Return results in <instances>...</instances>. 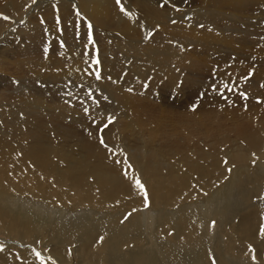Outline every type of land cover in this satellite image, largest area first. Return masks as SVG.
Returning <instances> with one entry per match:
<instances>
[{"label": "bare ground", "instance_id": "1", "mask_svg": "<svg viewBox=\"0 0 264 264\" xmlns=\"http://www.w3.org/2000/svg\"><path fill=\"white\" fill-rule=\"evenodd\" d=\"M203 1L205 4L201 5L204 7L203 10H208L209 7L217 11L228 10L239 18H242L239 13L250 3L264 6V0ZM70 4H72L71 1ZM80 6L84 11L91 7V20L96 27L104 29L107 26L113 28L120 26L125 36L135 32L136 22L126 16L118 14L121 17L117 15L110 20L113 8L111 0H82ZM20 7L22 8L21 5ZM150 14L152 18H162L160 13L154 9H151ZM187 24L178 27V32L183 37L180 38L178 47H175L173 57L164 59L158 55V50L156 56L152 57L150 54L156 51L155 48L133 46V53L142 55L144 60L142 64L134 66L133 69L139 72L145 69L152 71L148 66L154 64L164 68L163 74L161 73L159 77L169 79L167 73L171 72V65L190 69L203 68L202 59L199 57L202 50L209 46L208 43L212 44L211 42L214 43L215 40L222 42L224 40L227 44L233 42L227 39L230 35L217 33L213 29L195 28ZM67 30L69 32V29ZM20 34L25 36L23 31ZM67 37L71 43L76 41H73L71 31ZM195 38L201 40L199 50L186 49L185 42L193 41ZM166 41L168 39H160L153 44L162 45ZM24 43L27 45L21 46L22 52L25 53L23 57L38 53L40 35L32 44L28 37L24 39ZM107 43L105 42V45ZM204 43H207V46ZM203 44L205 48H202ZM18 48L20 47H17V50ZM10 50L13 49L9 48L8 52ZM5 51L1 50L0 53L4 54ZM53 57L48 56L45 61L28 58L25 61L16 63L15 60L11 63L15 62L16 66H19L17 67L19 78L18 80L9 79L18 87L13 88L9 93L14 97L13 103L8 105L11 111L3 109V114L0 115L4 121L3 126H0V234L5 235L10 242L28 245L40 251L41 257L44 256V264H52L53 260L56 264H150V262L153 264H210L209 261L212 258L216 260L215 264H251L250 258L252 260L257 257L258 260L261 258L264 252V234L261 233V228L264 227V203L260 198V205L255 206L249 200L252 195L264 192V177L262 176L264 170H261L260 175H252L253 178L249 180L250 175L244 172L243 166H235L228 175L230 166L226 165L250 161V151L257 157L256 160L264 165V116L255 119L247 115L242 120L234 116L229 118L228 125L224 121L221 123L223 119H214L215 126H222L228 131H221L205 150L198 139L214 135L213 125L207 120L200 117L193 122L182 123L178 114L177 118L181 123L171 121L174 124L170 125L169 118H165L167 124H170L165 123L166 127L161 124L159 126L162 130H158V125L147 119L146 112L131 109L130 98L125 93L127 85L110 84L103 80L108 94L107 98L111 104H115L110 112L105 113L106 116L99 111V118L106 117L108 121L115 113H113L114 109V111H122V121L115 118L113 127H111L119 133L121 139L113 138L112 130L103 134H96L92 130L87 132V135L81 132L77 134L71 125L64 126L62 122L58 125L46 120L47 116L43 113L53 107V103L52 107L47 104L46 98L41 100L43 113L39 110L38 102L34 104L35 99L32 102L35 94L32 93V89L37 83L56 82L66 75H73L76 80L75 85L87 80L77 75L75 71L79 68V64L76 63L80 62L78 60L81 58L78 54L61 58V60ZM83 59L84 57L81 61ZM39 67L50 75H40ZM22 68L27 69L26 73L22 74L23 76L21 73L25 70ZM5 69L1 68L0 73ZM240 71L239 67L235 66L226 70L225 75L230 80ZM13 73L15 74L14 71ZM176 74L178 75L177 72ZM157 77L158 75L153 77L156 80L152 82L153 84L168 80L158 81ZM63 79V84H67L65 78ZM29 80L36 84H31ZM52 87L55 88L54 85ZM22 93L26 94V99ZM88 108L90 107L87 106V110ZM12 110L15 111L12 113ZM167 111L166 114L169 112ZM62 112L65 113V111ZM228 113L232 112H227V115ZM225 115L223 116L227 119ZM202 116L205 118L203 114ZM165 119L156 121L165 122ZM104 120L100 121L103 123ZM125 132H128L130 137L135 134L133 136L139 138L140 143L135 142L132 145L133 143L126 142L123 137ZM101 136H103L104 145L100 143ZM158 136L161 142H156L158 144L164 142L162 149L155 147V140ZM194 139L198 143L193 144ZM126 140L129 139L126 138ZM121 141L123 143H119ZM231 141L235 147L231 153L218 148L221 143L229 145ZM243 176H246L247 180H244ZM137 178L144 185V190L136 185ZM237 186L244 187L245 191H240L239 195H242L244 203L248 204L238 209L235 205L230 206L229 204L230 202L237 203V200L232 201V197L237 194L232 193L231 190L232 187ZM144 191L147 192L148 206H145ZM221 196L224 198L222 202ZM212 202L217 205H214V209L206 215L207 217L205 216L207 213L204 214L203 211L204 220L207 221L206 218H208L209 222L215 219L220 225L222 238H219L216 233L212 241L210 240L213 246L208 248L200 246L199 240L200 236L204 237L202 236V224L205 222L201 224L202 220L193 216L187 209H189V204L192 206L196 203H203L199 207L204 206L206 210V205ZM182 204L184 208L181 207ZM174 207L180 208L177 210L176 217H170L165 213L158 215V209ZM147 211L148 215H146ZM232 215L239 218L237 223H232ZM126 216L127 219H125ZM156 216L158 219L151 231V219L154 220ZM227 216H229L228 219ZM146 232L149 233L150 238L145 236ZM153 233H156L159 239L154 246H162L166 251L159 252L158 258H156L157 254H154L155 257L146 256L141 249L142 246H147L152 242ZM101 237H103L102 241ZM223 243H227L228 246L224 247L231 253H239L240 257L236 261L220 255L221 249L217 247H223L220 246ZM7 246L5 245V250L0 252V264H41V260L34 255L32 250H16ZM168 246H170L169 249ZM173 246H187L186 249L195 246L196 249L189 255H182L184 251L180 252V249H174ZM252 249L253 253H250ZM42 252L46 254L42 255ZM154 252L157 253L155 250ZM232 256L236 257L235 254Z\"/></svg>", "mask_w": 264, "mask_h": 264}, {"label": "rangeland", "instance_id": "2", "mask_svg": "<svg viewBox=\"0 0 264 264\" xmlns=\"http://www.w3.org/2000/svg\"><path fill=\"white\" fill-rule=\"evenodd\" d=\"M70 1L73 5L70 4ZM81 2L82 0H35V3H33V0H0V45H2L0 46V52L1 50L7 51V53L5 51L4 54L3 52L2 54L0 53V57L2 56V60L0 59V70L1 68H6L5 71L7 70L6 72L3 70V72L0 73V115L3 114V109H9L7 111H11V109L8 108V105L13 103L14 97L9 93L12 92L13 88L18 87L14 85V82H12V80H9L10 78L17 80L19 78V72L17 71V67L19 66H16L15 62L17 63L19 61H25L28 58H32V60L35 59L45 61L46 57L48 56H54L53 58L61 60V58H67L68 56L78 54L81 58L84 57V59L82 61L81 58L78 60L80 62L76 64H79V68L75 69V71L77 75H80L81 77L87 79L82 82V84L79 83L78 85H75L76 80L73 75H66L67 77L63 76L57 80L58 82H41L40 84H36L34 81L29 80L31 81V84H36L34 85L35 88L32 89L33 91L35 90L34 92L32 91L33 94L35 93L33 95L32 102H34V99L36 100L34 104L38 102V105H40L39 110H42L41 113H43L44 111L41 106L42 99L46 98L45 100L50 107H52L53 105L52 109L48 108L49 111L43 113L45 116H47L46 120L55 122L58 125L61 124L60 122H62L64 126L71 125V127L77 132V134L86 133L87 135V132H89L90 130L95 131L96 134H103L109 130H112L115 134L111 132L112 135H110L113 138L121 139L119 133L115 129L114 131L111 127H113L115 118L116 120L118 119V121H122V111H114V109L113 113H115H112L113 115L111 117L113 119L112 124H109L106 129H103V132L100 131V129L103 128V125L108 121L106 120V117L104 118L105 120L102 119V117L99 118V111L104 113V115L106 116L107 114L105 113L110 112V109L113 108V105L115 104H111L108 100V94L106 93L103 80H105L106 83L110 84L127 85V90L125 93L130 98L129 102L131 103V109L137 112H146L145 116L148 117L147 119L152 121L155 125H158V130H162V127H160L159 125L164 124L165 126L167 124L166 119L168 118V120H170V123L171 121H175V123L179 122L181 119L182 123L188 121L193 122L195 119H198L200 117L203 120H207L210 124L213 125L214 135H209L206 138L201 137L198 139L200 145L205 150L209 148V144L213 143V141L221 133V131L227 130L226 128L224 130L222 126H215L213 124V122L215 121L214 119H223L221 123L225 122V124L228 125L230 123L229 118H232L234 116L239 120H242L247 115H251L255 119L264 116V86H262L264 85V6L254 5L250 3L249 6H246V8L239 13L242 17L239 18L235 16V13H232L228 10L217 11L211 7H209L208 10H203L204 7L201 6L205 5L203 0H120V3H117V0H111L113 8L110 20L118 14H121V16H126L130 18L131 21L136 22L135 32L131 35L125 36L122 31V27L120 26L114 28L112 26H107L104 29L96 27L95 23L91 20V7L84 11L82 6H80ZM20 5L22 6V8L20 7ZM122 7L125 9V11H121ZM201 7L202 9H200ZM129 8L131 9L130 11ZM151 9L158 11L160 13V17L162 18H152L150 16ZM126 12L128 13L127 15L125 14ZM66 15H69V17H67ZM4 16H7L8 19H4ZM118 16L121 17L120 15ZM153 19L157 20L155 21ZM58 20L59 23H57ZM185 23H188L187 25H191L195 28L213 29L217 33L230 35V37L227 39L228 41L232 40L233 42L231 44H227L224 40L223 42L215 40L216 44L215 42H211L212 44L208 43L209 46H207V43H204L207 47L205 48V45H202V48L205 49L202 50L201 56L199 57V59H202L201 66H203V68L200 67L197 68V70L190 69L189 67H175L171 65V72L167 73L169 79L160 78L159 76L163 74L162 71L164 70V68H160L154 64H150L148 66L152 71H147L145 69V71L139 72L133 69L134 66L140 65L142 64L141 62L144 61L142 55L133 53V46H150L155 48L156 51L150 54L152 57L156 56L157 50L158 55L163 57L164 59L173 57L176 50L175 47H178L180 38L183 37L178 32V27ZM89 24H91L92 26L91 36L93 43H88ZM201 25L203 27H201ZM106 28L109 32L106 31ZM67 29H69V32ZM22 31L23 34L25 33L24 37L22 36V34H20L22 33ZM70 31L73 41H77L74 42L75 44L71 43V40H68L67 34H69ZM39 35L40 49L38 50V53L23 57L25 53L22 52L23 49H21V46L27 45L24 43V39H27L28 37L30 40V44H32L38 39ZM160 39H168V41H166L162 45L153 44ZM5 42L7 44H5ZM11 42L13 43L11 44ZM105 42L108 43L105 45ZM199 42H201V40L198 38H195L193 41H186V49L196 48L197 50H199ZM67 44H70L72 46H68ZM17 47H20L18 48L20 51L17 50ZM9 48L13 49V52L11 50L8 52ZM16 50L19 52L16 53ZM97 60L99 61L98 64L96 63ZM13 61L15 62L11 64ZM235 66L237 68L239 67L241 71L235 74V76L233 75L234 77H231L232 79L229 80L226 77L225 72L226 70H230V68ZM10 67L12 69H10ZM204 68L206 71L203 70ZM9 69L10 71H8ZM22 69H24L25 71L22 70L24 72L21 73V76H23L22 74L26 73L27 70L26 68ZM39 69L41 71L40 75H50V73H47L40 67ZM13 71L15 72V74L13 73ZM197 71L198 73H196ZM200 71H202L203 73ZM232 71L234 72V70ZM176 72L178 73V75L176 74ZM97 74H99L100 76L99 79L96 78ZM155 75H158V81H161L163 79L168 80L167 82L166 80L162 81V83L158 82V84L154 83V85L152 82L156 81L153 79ZM176 76L177 78H173ZM63 78H65V82H67V84H63ZM66 78H69V80H66ZM29 81L27 83H29ZM21 83H23L22 80ZM52 85H54L55 88L52 87ZM225 85H227L228 87H225ZM229 88H231L232 90L229 91ZM240 93H245L247 98L245 99L244 97H242ZM22 94L25 95L26 99V94ZM39 95H42L43 98L41 96L39 97ZM105 97L106 99H104ZM165 100L167 101V103ZM86 104H88L87 106L90 107L88 108L89 110H87V112L85 111V109H87ZM61 105H63V107H61ZM91 106L94 107L92 108ZM194 106L195 110H193ZM213 107H215V109ZM14 111L15 110H12V113ZM62 111H65L66 114ZM166 111L168 113H170L171 111L173 115H171V113L166 114ZM208 112L210 113V115H208ZM227 112L232 113H228L227 115ZM233 113L235 115H232ZM178 114L180 116V120L177 118L179 117L177 116ZM202 114L205 118H202ZM224 114H226L225 116L227 117V119L223 116ZM173 116H176V119H174ZM196 116L198 117L196 118ZM208 116L214 118H207ZM155 118H157L156 120L166 119L165 122L162 121V123L159 122L161 120L157 122ZM96 119L99 121H97ZM100 120H104L103 123ZM91 122L93 123L91 124ZM3 123L4 121L0 116V126H3ZM76 123L77 125H79L77 126ZM173 124L174 123H171L170 125ZM125 133H123L125 134V136L123 135V137L126 142L130 144L133 143L132 145H134L135 142L136 144L140 143L141 140L133 136L135 134L130 137L131 135L129 136L127 134L128 132ZM126 138L129 140L127 141ZM156 138V140L153 139L155 140V147L157 146V149H162V145L164 144V142L162 141V144H158L159 142H161V140L159 139L160 136ZM194 140L193 144L198 143L196 140ZM119 143L123 142L121 141ZM157 144L160 146H158ZM218 148L229 153H231L232 150L235 149L233 141H231L229 145L223 142L218 146ZM249 156L251 160L248 162L231 163L226 166H230L229 169L231 170L234 169L235 166H243L242 169L244 170V172L249 173V180H251L253 178L252 175H260L262 173L261 170H264V165L260 164L256 160L257 157L251 151L249 153ZM230 172L231 171L228 170V175L230 174ZM262 176L264 177V174ZM243 179L247 180V177L243 176ZM231 190L232 193L237 194L234 196L236 199L232 197V201L234 202L235 200H237V203L230 202V206L235 205L236 209H238L243 208L244 205H248L244 203V198H242V195H239L240 191H245L244 187H232ZM262 193L264 194V192H261L260 194ZM260 194L252 195V198L249 200L251 201V203H253L252 205L259 206L261 199L262 203H264V195L262 194L260 196ZM222 198L223 197L221 196V202L224 199ZM202 204L203 203H196L192 206L189 204V209L187 210L191 211V214H193V216L199 217L202 220L201 224L205 222L204 224H202V236L204 237L200 236L199 240L200 246H207L209 248V246H213V242L211 241L216 233L218 234L219 238H222L220 232L221 229L220 225L215 221V219L208 222V218H206L207 221L204 220L203 215V211L204 214L207 213L205 214L206 216L214 209L217 204L215 202L209 203L208 206L206 205V210L204 206L199 207ZM183 206L184 205L182 204L181 207L184 208ZM178 209L180 208H160L157 212L160 216L165 213L174 218L177 216ZM44 211L45 210H43V212ZM146 213L144 214L148 215V211ZM228 217L229 216H227V219ZM157 219V216L154 220L151 219V231ZM231 219L232 223H237L239 218L236 215H232ZM213 221L215 222L214 226L212 224ZM204 231L206 232V235ZM147 233L148 232L145 233V236L150 238L151 236L149 235V233ZM1 235L2 234H0V240H3L2 242L5 245H8L7 247H12L16 250H32V248L28 245H20L14 241L10 242L9 239L5 237V235ZM156 236L157 234L153 233L152 242L147 246H142L141 248L143 253L145 252L144 254H146V256L148 257H155L154 254H157L156 258H158L159 252L165 251L162 246H160L161 248L159 246H154V244L159 241L158 236ZM224 240L226 242L225 238ZM220 246L223 247L217 248L221 249V256L234 259V261H236L240 257L238 255L239 253H231L230 250L224 247L228 246L227 243H223ZM169 247L170 246H168L167 248L169 249ZM185 247L187 246H173L174 249H180V252L184 251L182 255H189L196 249L195 246H190V248L187 249ZM154 250L157 253H155ZM250 253H253V249L250 251ZM43 254L45 255L46 253L42 252V255ZM233 254H235L236 257H233ZM166 259L169 260V258L167 257ZM261 259H264V252L259 260L257 257L255 260H252L250 258L249 261L251 262V264H263L264 261H260ZM213 261L216 262V260L212 258L209 263L213 264ZM150 264H153V262H150Z\"/></svg>", "mask_w": 264, "mask_h": 264}, {"label": "snow or ice", "instance_id": "3", "mask_svg": "<svg viewBox=\"0 0 264 264\" xmlns=\"http://www.w3.org/2000/svg\"><path fill=\"white\" fill-rule=\"evenodd\" d=\"M33 3H35V0H33ZM117 3H120V0H117ZM121 11H125V9L122 7V8H121ZM125 14L127 15L128 13L126 12ZM3 18H4V19H8L7 16H4ZM57 23H59V20L57 21ZM91 27H92L91 24H89V25H88V28H89V33H88V43H93L92 36H91ZM201 27H203V26L201 25ZM96 63L98 64L99 61L97 60ZM96 78H97V79L100 78L99 74H97ZM262 86H264V85H262ZM225 87H228V86L225 85ZM231 90H232V89L229 88V91H231ZM221 95H222V93H221ZM240 95H241L242 97H244L245 99L247 98L245 93H240ZM193 110H195V106L193 107ZM85 111H87V109H85ZM112 122H113V119H112V118H109L108 122H107L106 124L103 125V128L100 129V131L103 132V129H106V128L108 127V125L111 124ZM100 143H101L102 145L105 144L104 139H103V136H101V138H100ZM105 147H107V146L105 145ZM229 171H231V169H229ZM125 174H126V173H125ZM136 185H137L141 190H144V185L141 183V181H140L138 178L136 179ZM144 196H145V206H148V198H147V192H146V191H144ZM129 215H130V214H129ZM125 219H127V216L125 217ZM212 224H213V226H214L215 222L213 221ZM261 233L264 234V227L261 228ZM100 239H101V241H102V240H103V237H101ZM250 247H251V246H250ZM4 250H5V245H4V243H3L2 241H0V252H2V251H4ZM32 251H33L34 255H35L38 259L41 260V264H44V259H43V257H41V253H40V251L36 250L35 248H33ZM17 258L19 259V257H17ZM49 259H51V258L49 257ZM253 259H255V257H253ZM52 264H56V262L53 260V261H52ZM213 264H215V261H213Z\"/></svg>", "mask_w": 264, "mask_h": 264}]
</instances>
